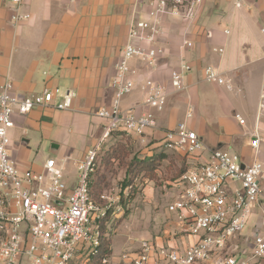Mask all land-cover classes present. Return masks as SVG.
Segmentation results:
<instances>
[{
  "label": "crops",
  "instance_id": "obj_1",
  "mask_svg": "<svg viewBox=\"0 0 264 264\" xmlns=\"http://www.w3.org/2000/svg\"><path fill=\"white\" fill-rule=\"evenodd\" d=\"M135 1L27 0L22 10L30 17L13 24L11 1L0 0V84L11 81L20 95H33L45 86L58 88V95L67 90L74 93L70 109L34 108L14 117L8 151L18 168L39 171L52 157L63 165L66 185L75 186L76 162L101 135L102 120L95 112L111 103L109 82ZM163 24L164 56L158 68L150 70L138 60L131 61L136 86L122 98L121 107L137 114L147 110L143 80L149 77L168 86L170 70L186 62L190 70L183 75L185 88L179 92L168 88L165 105L149 109L156 128L147 130L145 138L156 140V145L160 129L186 121L207 147L198 161L206 160L212 149L236 152L246 163L264 160V109L260 107L264 104V0H202L193 20L167 18ZM185 40L191 45H184ZM207 65L216 67L226 82L205 81ZM254 134L260 139L257 152L250 146ZM34 149L47 153L41 165L30 160ZM248 222L243 234L264 230V204L253 209ZM178 232L182 231L174 221L162 243L182 250L194 242L186 232L175 237ZM79 251L69 264H79ZM111 251L109 259L115 260L112 246Z\"/></svg>",
  "mask_w": 264,
  "mask_h": 264
},
{
  "label": "built area",
  "instance_id": "obj_2",
  "mask_svg": "<svg viewBox=\"0 0 264 264\" xmlns=\"http://www.w3.org/2000/svg\"><path fill=\"white\" fill-rule=\"evenodd\" d=\"M10 1L13 24L30 17L22 10L27 0ZM201 3L202 0L135 1L126 40L109 82L111 103L95 112L102 120L100 138L76 162L78 180L72 188L66 185L63 165L55 158H47L39 171L20 169L8 150L15 116H24L34 108L70 109L74 93L67 90L58 95V88L45 86L33 95H20L11 81L0 84V264H23V258L28 264H69L82 245L90 252L97 248L100 233L97 221L109 207L108 203L94 201L89 192L88 181L96 169L99 145L114 132L143 138L147 130L156 128L149 109L165 105L168 88L182 91L183 75L190 70L186 62L170 70L168 86L145 78L141 89L147 110L137 114L133 109L121 107L122 98L136 86L131 61L138 60L156 70L164 56L160 44L164 21L167 18L191 21ZM183 44L191 45L188 40ZM203 77L210 83L226 82L212 65L204 68ZM57 95L59 99L55 100ZM260 107L264 109V104ZM235 116L240 124L245 123L239 114ZM160 132L157 147L187 157L188 166L173 183L175 192L167 210L177 228L195 240L182 250L142 240L136 251L121 253L117 264H262L264 230L250 235L243 234V230L253 209L264 204V160L246 163L236 152L212 149L206 160L196 161L207 147L186 121ZM259 145V136L254 134L250 146L257 152ZM99 198L110 200L105 193ZM102 261L106 263V259Z\"/></svg>",
  "mask_w": 264,
  "mask_h": 264
},
{
  "label": "rangeland",
  "instance_id": "obj_3",
  "mask_svg": "<svg viewBox=\"0 0 264 264\" xmlns=\"http://www.w3.org/2000/svg\"><path fill=\"white\" fill-rule=\"evenodd\" d=\"M91 121H94L93 117ZM154 142L156 140L149 139V136L142 138L114 132L99 145L95 162L98 172L93 179L96 180L93 189L98 196H93V200L109 204L105 216L97 221L99 242L106 243L107 249L112 246L117 256L111 260L110 255L106 263L102 261L100 264H117L121 253L136 251L142 240L158 247L175 248L162 241L175 221L167 205L175 192L174 181L188 166L187 157L179 152L164 151ZM161 154H165V158H160ZM46 155V152L36 153L34 149L30 160L41 165ZM148 157H153L154 169H148L152 166L151 161H144ZM73 177V181L78 180L77 171ZM101 193L107 194L110 200L100 199ZM181 234L178 232L175 237ZM79 248L82 254L79 264H90V250L83 245ZM23 264H28L25 258Z\"/></svg>",
  "mask_w": 264,
  "mask_h": 264
},
{
  "label": "trees",
  "instance_id": "obj_4",
  "mask_svg": "<svg viewBox=\"0 0 264 264\" xmlns=\"http://www.w3.org/2000/svg\"><path fill=\"white\" fill-rule=\"evenodd\" d=\"M160 158H165V154H161L159 156ZM153 157H148V158H144V161H151L152 163H150V167H148V169H154L156 166L154 165L153 162ZM187 164V163H186ZM188 165V164H187ZM187 168V167H186ZM98 169H95V171L90 175L89 177V192L91 194V197L93 199V196H98L97 192H95L94 188V183H96V180L94 179L95 174H97ZM130 172V166L127 170V175ZM106 243H102L99 242V245L97 246V248L91 252V254L89 255V260H90V264H100V262H102L103 259H106L107 257H109L111 255V248L107 249V245H105Z\"/></svg>",
  "mask_w": 264,
  "mask_h": 264
}]
</instances>
